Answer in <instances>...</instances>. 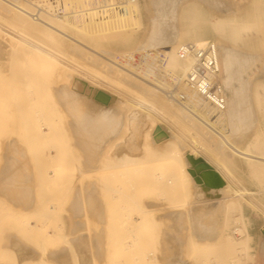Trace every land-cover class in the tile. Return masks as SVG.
Here are the masks:
<instances>
[{"label": "rangeland", "instance_id": "obj_1", "mask_svg": "<svg viewBox=\"0 0 264 264\" xmlns=\"http://www.w3.org/2000/svg\"><path fill=\"white\" fill-rule=\"evenodd\" d=\"M29 1L33 4V7L36 6L33 0ZM139 1V3H141V13H143V30L141 29L137 34V41H134L136 43H133L131 47L126 48H117V45H113L114 43H111L113 45L112 46L107 42H104V44L100 46V48L106 52L114 53L113 51H115L116 61H120V57L123 55L125 56L124 53L122 54V52L125 51L134 50L131 51L132 53L125 52L127 54H137L144 50L149 52L157 51L158 53L160 52V54H163L164 50L166 51L165 46H162L163 48L159 47L152 50L146 46L148 45V41H144L143 37L150 29L151 24L149 18L152 23V20L154 19L153 17H155V11L152 4L148 5L150 0ZM200 1L203 2L201 4L203 9L204 7L206 9H204L206 12L202 10L203 14L205 13V16L208 14V16L205 17L207 22L201 24L199 30L200 36L206 42H209L210 40V42L215 45L218 43L216 46L217 50L220 44L223 45L227 43L228 46H230L229 51L231 55L235 58L233 64L235 76L230 85L231 87L228 88L226 100L230 105H232V108L234 107L236 112V119L233 121L235 128V132L233 133L234 138L238 142L241 139L246 141L251 138L260 124H262L261 127H264V97L261 99L263 105L259 104L257 100L253 98V93L257 89L259 92L264 93V14H262L264 11V0H262V2L261 0ZM192 2L189 3L190 5H188V7L197 5L196 0H192ZM254 8L256 9L255 11H253ZM260 9L262 10L261 13H259L261 11ZM209 11L212 16L207 13ZM250 12L252 14L257 13V20H262L258 21L260 22L259 27H261V31L258 33L255 32L256 35L254 36L256 38L253 34H251L253 36L252 39L255 38L252 42H249L251 39H249L250 35L248 36V39L246 37L242 43H245V40L249 43L246 42L244 45L242 43V45L239 44L240 42H236L230 34H228V32H224L226 34L218 32V27L214 26L212 23L216 16L221 20H233V18H240V16H245ZM214 14L215 16H213ZM261 14L262 16L259 18ZM245 24H247V22H245ZM207 26L209 29L211 27V30L209 31L213 34V37L210 35L211 33L209 31H206ZM212 29H214L213 32ZM219 34L222 35V37ZM208 36H211L212 39ZM224 36L228 39L224 38ZM258 36H260L261 40ZM141 38L142 40H140ZM224 40H226L225 43ZM257 41L258 43H256ZM35 42L36 36L26 31V28L16 21L13 14L8 13L4 16L0 14V264L4 262L2 259L6 256L11 257L12 259V255L15 252L14 247L18 245V241H21L26 245H30L40 252L39 259L33 260L30 257V261L26 264H54L51 258L55 257L58 252L62 251L61 249L63 248H67L72 253L74 264H78L80 261L81 264H151L158 261V259L161 260V263L164 262L163 264H181L187 261L188 257L191 259L203 257L202 259L205 261V264H211L215 261V259H213L214 255H212L211 251L212 233H207L204 237L200 236V234L194 232L193 228L191 229L192 222L187 218L180 222L177 227V231L172 229L173 224L170 219L171 216L173 214H181V216L184 217L183 214H187V206L184 201L186 200L185 198L189 200H186L187 202L192 201L190 198L191 196L185 197L187 196L185 195L182 197L181 194H183L184 191H180L182 193L179 192V197L182 198L180 199L177 196V199L176 197L173 199L172 197H169L170 194H167L170 191L168 189H165L166 191L162 190L158 193L157 187L162 189V184H158L159 186H157L156 181H154V189V185L151 183L152 178H150L151 180L148 178L152 174V176L155 175L154 178H158V181L162 178L160 180L162 181L165 180L167 176H170L166 180L168 181L170 180L169 178H173V174H175V178L179 179L183 184L188 186H191L190 183H192L195 179L194 184L191 186L192 190L187 186V190L190 189L191 193V191L194 192L193 188L196 185L195 182L198 184L203 182L202 172H198L201 170H204V172L208 171L205 168L210 165L211 162L214 163L217 161L219 163V161L216 160L217 157L213 154L211 155V153L209 154V151H206L207 149L205 150L204 148L203 151L206 152H200L198 149L200 147L202 148V146L199 144L197 145L196 141L193 143L194 140H192V137H190L191 140L186 138L185 135L179 138L173 137L174 133L172 134V132L169 131L165 133L166 137H164V139H168V137L170 139L164 140L161 136L162 139H160L162 142H160L159 139V144L161 145L164 143L163 140L165 142L166 140L168 142L172 141V144L169 147V152H173L172 158L167 156L170 158V161L162 163L163 161L161 160H164L165 157H162V155L158 156L160 155V153H158V149L156 153L149 152V150L151 151L152 149L148 146L149 150L147 147L145 150L146 156L144 154V157H148V152L149 155L152 154V156H150L151 160L150 158L145 160V162L150 161L149 163L142 165L139 160V167L137 164H134L133 167L132 164L127 165V167L125 166L127 169H124L125 167H123L124 170H117V157L120 155L119 153H122V146L119 147V145H115L116 150L113 149L114 147H111V149L115 151L120 150L119 152H116L118 154L112 152L116 157L114 156L115 158H113V155L108 151L105 155L109 157L111 154L112 156L109 158L113 161L108 160L107 162H103L102 144L104 138L97 133V131L94 133V131L90 132L89 130V124H93V129L95 130V126H100L102 116L97 110L95 111L94 108L88 105V100L86 99L94 98L99 93L96 85H105L107 82L109 83V81L102 77L103 73H101L98 65L92 66L90 64H85L84 58L81 59V61H83L82 63H80V60L76 58H72V62L69 61V63L67 58L64 56L57 57L55 54L51 53L42 54V56H40V54H37L36 52L33 53V50L26 49V47L29 46L34 48L36 46ZM15 45H19L22 49L25 48L28 50L29 52L26 53V50L23 49L28 57L24 52L22 53V51H20V54L18 53L19 55H17V52L16 54H13L14 52L12 49ZM118 52L121 53L117 54ZM39 56L42 59H46V61L43 60L47 63L46 65H43L44 62L40 61L41 58ZM63 57L66 58V60ZM142 61V64L138 66L139 69L142 65H144V60ZM219 65L221 78L223 80L225 75L220 61ZM112 85L111 88L116 86ZM155 114V112H149V116L152 119L153 117H156L157 119V114ZM152 126L154 127L155 123ZM153 130L151 129V131ZM151 131L150 133L152 134L150 135L149 133L150 136L148 135L147 141L149 140V137L154 138V136H152L154 131ZM149 141H151V139ZM154 141L155 140L152 139V143ZM111 145L113 146V143ZM192 145L197 148L194 149L195 147L193 148ZM191 148L197 152V158L196 156L189 155L190 150H192ZM111 149L108 147V150L112 151ZM147 150L148 152H146ZM142 151L140 148L136 153L130 152V155L132 157H134V155L138 156L140 152L142 154ZM198 152L200 154L199 157ZM156 154L160 158L161 162H159L158 158L155 157ZM153 156L154 159L157 158V165L152 163L155 161L152 159ZM90 158L94 159L92 162L93 164H89ZM104 158H106V156ZM128 161L129 160L126 162ZM131 161H129V164L132 163ZM108 162H110L111 165ZM104 163H108L107 165L110 166H107L106 164L105 166ZM61 164L64 165L63 168L58 167ZM131 166L133 169H131ZM141 166L143 169L140 168ZM108 167L109 169L112 168L110 170L113 173L108 169ZM240 167L241 173L237 176V178L236 175L238 174L233 175V180H235V183L237 181L242 182V185H240L242 188H247L250 192L255 193L258 189L257 187H259V181H257V179L255 180V178L248 173V168L246 166L242 165ZM136 170L137 172L135 173H142V176L140 177L141 174L138 175L139 177L137 175L134 176L136 179H133L136 181L135 183L131 180L133 177L131 174H129V176H131L129 178L130 180L127 179L129 177L128 174H126L127 178L124 177L125 175L121 174L132 173ZM114 172L117 173V177L119 174V176H123L124 178H117ZM155 172L156 174H154ZM145 173H147L148 176ZM105 174L107 177L110 174L114 176H110L112 179H107V181H112L113 179L116 181L119 179L118 181H120V179H123V181L127 182L129 180L131 183L133 182L135 184L134 186L133 183H130L131 186L135 187V189L137 188V182L141 185L143 180L148 177L146 180H150L148 183H151L149 184L151 186L153 185V189L156 191L155 193L157 196L154 195V192L152 195V191L150 190L149 191L151 193H149V191L147 192L148 194L145 193L149 188L147 189V187H145L148 184L144 181L147 185H143L145 188H142L146 191H142H144L147 196H144L143 194L142 197L138 196L143 193L142 191H139L142 188H139V190L136 191L134 189L135 194H137V191L140 193L136 195V197H138L136 199L137 201H135L136 203L134 201L130 203L131 201L116 200V194L114 192L109 193L110 188L111 191H115L117 193V190H120L123 185L126 186L127 183L124 182L123 184V181H120V183L117 181L115 183L114 180L112 181L114 182L113 186L116 187L112 190L113 186L111 187V182L106 183L107 185L109 184L108 186L105 184ZM144 176L147 177L144 178ZM125 179H127V181ZM138 179L141 180L142 183L141 181H138ZM254 180L257 181V183ZM240 182L237 183L240 184ZM101 184H105L107 186L109 189L108 193L111 195H107L108 193H105L107 188L105 185V187H103ZM120 184L123 185L118 189ZM130 184L128 183L127 186H130ZM149 185L148 187H150ZM105 188L106 190H104ZM23 190L34 195L36 202L34 212L31 214H27L17 205V200ZM162 192L168 196L166 195L165 197L164 195L165 198L162 197L160 195ZM117 195H119V193H117ZM151 195L153 197L156 196L154 197L156 201L152 200L153 197L151 198ZM188 195L191 194L188 193ZM119 196L117 198H119ZM143 197H150L147 199H151V201L148 202L147 199H145L147 201L146 202ZM256 197L257 198H254L252 201L253 205H250L249 207L246 206L244 209V213L248 218L247 227L249 229V233H251V239L248 242H245H247V245L252 246L250 253L252 252L251 255L253 256V260L250 261L249 264H264V194H260V196L258 195ZM139 198H142V201ZM167 198L172 199L169 201ZM176 203H182V205H178L179 207L175 208L177 206L175 205ZM183 203L185 205H183ZM129 204H133L134 206H132V210L130 209L128 210L129 212L126 213L122 208L127 207ZM140 204L143 205V207ZM144 207H156L155 210L153 209L154 211L149 210V213L151 214L154 212L151 215L152 217L148 214V209L146 210ZM162 209L164 211H161ZM70 210L82 211L86 215L102 211L108 218L105 233L89 232L85 235L89 238L90 246L92 247L90 250L91 260L85 252L79 253L71 242L73 238L75 240L82 235H66L59 232V226H64L60 216L67 214ZM159 211L161 212L159 213ZM182 211L185 213L183 212L182 214ZM146 212L148 216H144ZM137 213H139V215ZM125 214L131 218L127 217ZM153 215L156 218H154ZM156 215L159 216L158 219ZM150 218L153 222L150 221ZM31 220L36 222L37 232H31L28 230L27 227L29 226V222ZM154 220L156 222H154ZM200 220L205 224L212 221L210 214L200 218ZM131 222L132 224H130ZM144 223L146 226L144 229L138 228ZM153 223H157L158 225H156L158 227ZM51 228H53L56 232L49 233L48 231ZM151 228H153V230ZM243 236L244 239H247L248 237L245 232L237 235L240 239ZM173 238H176L177 246H174L173 243H171ZM131 244L136 245L134 246ZM242 253L246 254L247 250L242 249ZM138 254L142 255V262H133L132 257L135 255L137 256ZM27 255L30 256L26 253V256ZM186 255L188 257H186ZM8 257L6 258L7 260ZM153 258H155L154 261H152ZM127 259L129 260L127 261Z\"/></svg>", "mask_w": 264, "mask_h": 264}, {"label": "bare ground", "instance_id": "obj_2", "mask_svg": "<svg viewBox=\"0 0 264 264\" xmlns=\"http://www.w3.org/2000/svg\"><path fill=\"white\" fill-rule=\"evenodd\" d=\"M34 1L36 0H33V2ZM61 1L63 4L62 6L66 11L65 14L67 15H58L51 4L35 2V4H37L36 5L37 7L35 6L36 7L35 8L32 6L33 4H31L29 0H25V1L0 0V14L2 16L7 15L8 13L13 14L15 16L16 21L22 24L26 28V31L36 36V42H35L36 46L34 48L30 46L26 47V49L28 50L29 49L33 50L34 51L33 53L36 52L37 54H40V56L46 53L55 54L57 57L64 56L67 58L68 62L69 61L72 62L71 59L76 58L80 60V63H82L83 61H81V59L84 58L85 64H90L92 66L98 65L100 67L101 73H103L102 77L105 78V80H108L109 83L105 81L107 82L105 85H100V84L96 85L99 90V93L96 95V97L89 98L86 100H88V105L94 108L95 111L97 110L98 113L102 116L101 117L102 122L100 126L98 127L95 126L96 128L95 130L93 129V124H89V130L90 132L94 131V133L97 131V133H99L104 138L102 144L103 162L112 160L109 157L112 156L113 153L120 151V150L115 151L116 150L115 145L117 146L119 145V147L122 146L121 147L122 153H119L120 155L117 157L118 158V163L116 162L117 170L127 169L126 168L127 165H132V164L133 167L134 164H137L138 166V163L140 161L142 165L149 163L150 161L145 162V160H147L148 158H150V156H152V154L149 155V152L156 153L157 149H158V153H160V155L158 156L162 155V157H165L164 160L163 159L161 160L163 161L162 163H164L165 161H170V158L167 156H170L172 158L173 152L172 151L169 152L170 151L169 147L172 144V141L171 140H170L171 142L167 141L168 139H170L169 137L168 139L165 138L167 139L166 142L164 141L165 140L164 137H166L165 133L169 131L172 132V134L174 133L173 137L179 138L185 135V137L188 138L189 140H191L190 137H192V140H194L193 143H195L196 141L197 145L199 144L202 146V148L198 146L200 147L198 149L200 152L204 153L206 151H209V154L211 153V155L213 154L217 157L216 160H218L219 163L215 160L216 162L214 163L211 162V164L205 168L208 171L204 172V170H201L198 172V173L202 172L203 182L199 184L195 182L196 185L193 188L194 192L191 191V193H190V189L187 190L188 185L183 184L182 181L175 178L176 177L175 174H173L174 177L169 178L170 180L168 181L166 180L170 176H167L165 180L162 181H160L162 178L159 177L160 179L158 181V178H154L155 175L152 176L151 174L148 178L147 177L148 174L145 173L147 174V176H144V178L145 177H147L148 179L152 178V180L151 179L150 180L152 181L151 183L154 185V189H155L154 181H156L157 186H159L158 184H162V189L157 187L158 189L157 192L160 193V191L168 189L170 191L167 194H170L169 197H172L173 199L175 197L177 199L180 196L179 194L180 191L182 192L184 191V193L181 194L182 197H184L185 195H187L185 197L191 196L190 198L192 199V201L187 202L189 201L187 198H185L187 201L183 200L187 206L186 207L187 214L186 215L183 214L184 211H182L181 213L183 214L184 217H182L181 214L179 215L173 214L171 216L170 219L173 224L172 229H174V231H177V227L179 226L180 222H182V220H185L187 218L188 220H191L192 222L191 229L193 228L195 233L200 234V236L202 237H204L207 233H212L211 251H212V255H214L213 259H215V261H213L211 264H249V262L253 260V256L251 255L252 252L250 253L252 246L247 245L246 243L251 239V235H250L251 233H249V229L247 227L248 218L244 213V209L246 206L249 207L250 205H253L252 201L254 198H257L256 196L258 195L260 196V194H264V127L262 126L263 127L262 128L261 127L262 124H260L250 139L246 141L241 139L238 142L234 138V134H233L235 132L233 121L234 119H236V112L234 110V107L232 108V105H230L226 100L225 109L219 111L197 90L192 89L186 83L187 74L194 63V60L192 58L181 59L178 54V51L185 44H193L198 48H203L207 44L208 41L206 42L199 34L201 24L207 22L205 17L208 16V14L205 16V13L203 14L202 12V10L203 11L206 10L205 7L204 10L203 7L201 6L203 2L200 0H196L198 7L197 5L193 6L192 4L191 7L190 6L188 7V5H190L189 3H191L192 0H150L151 3L148 0L149 1L148 5L152 4V7L155 11L154 12L155 17H153L154 19L152 20V23H151V19L149 18L151 26L149 31L148 32L146 31L147 33L143 37V40L148 41V45L146 46L151 48V50L165 46L166 51L164 50V53L162 52L163 54H160V52L158 53L157 51L149 52L145 50L144 51L140 50L141 53L143 52L142 54L141 53L130 54L132 53L131 51L134 50L125 51L130 53L127 54L125 52H122V54L124 53L125 56L124 55L121 56L120 57L121 60L116 61L115 51H113L114 53L106 52L105 50H102L100 46L103 45L104 42H107L109 45L111 43H114L113 45H117L116 46L117 48L118 47L126 48V47H131L133 43H136L134 41L135 40L137 41L136 38V36L138 37L137 34L140 32L141 29L143 30L142 28L143 13H141V9H140L141 3H139L140 1L135 0L132 4L129 5L127 10L122 13L118 12L103 18H98L92 10L95 0H61ZM261 8H262V4H261ZM255 10L256 9L254 8L253 11ZM261 12L262 10L259 13ZM207 13H209V15L211 14L210 11ZM256 14L255 13L252 14L250 12L245 16L244 15L240 16V18H233V20L232 19L221 20L219 17L216 16L214 18L215 20L214 21L211 20V21L214 24V26L218 27V32L221 33L228 32V34H230V36L236 42H240L239 44H241L246 37L248 39L249 35L251 36V37L249 36V39L251 38L249 42H252L256 38L254 36L256 35L255 32L258 33L261 31L260 30L261 27H259L260 22H258L260 19L257 20L258 16L256 17ZM262 14H264V11L262 12ZM262 14L260 15L259 18H261ZM213 16H215V14ZM245 22H247V24H245ZM209 30H211V27L209 29V27L207 26L206 31L208 32ZM213 30L214 29H212V32ZM251 34H253V36L255 37L254 39H252L253 36ZM210 35H212L213 37L212 33ZM220 36L222 37V35ZM208 37L212 39L211 36ZM258 37L261 40L260 36ZM224 38L228 39L226 36H224ZM140 40H142V38ZM225 41L226 40H224V43ZM246 42L247 40H245V43ZM245 43L242 44L244 45ZM256 43H258V41ZM217 44L216 45L214 44V46L217 52L218 64L220 61L222 70L224 71V75H225V78L223 80L221 78V74L219 75V78L224 91V96L225 98H227L228 88L231 87L230 85L233 82L235 76L233 69L235 58L233 55H231L229 51L230 46H228L227 43L221 45L219 42L220 44L218 47L219 51L217 50L216 47ZM19 45H15L16 47L13 46L12 49V51L14 52L13 54H16L17 52V55H19L20 51H22V53L23 52L25 53V51L23 50L25 48L22 49ZM28 50H26V53L29 52ZM119 53L121 52H118L117 54ZM66 58L64 59L66 60ZM140 59L144 60V65H142V67L139 69L138 66H140L143 62ZM43 60L46 61V59H42V58L40 59V61ZM46 64H47L46 62L43 63V65ZM25 82H29V81H25ZM112 84L114 86L116 85L115 87L117 88L115 87L111 88ZM174 85L176 86V92L174 94L175 97H178L179 94L184 95L185 97L184 102L179 103L174 98H170L168 96V91L171 90L174 87ZM262 97H264L263 92H259L258 89L254 91L253 98H255V100H257V102L261 105H263L261 100ZM151 111L157 114V119L156 117H153L152 119L149 116V112L151 113ZM154 123L155 126L153 127L152 125H154ZM151 129L154 132L151 131ZM150 131L153 132L152 136H154V138L149 137V140L151 139V141L148 140L149 143L151 142L149 144L147 141V137ZM151 134L152 133H150V135ZM161 136L164 139L163 140L164 143L160 145L159 139L161 138ZM152 139L155 140L153 143H152ZM161 139L160 142H162ZM112 143L113 146L111 145ZM148 146L150 147V149H152L151 151L149 150ZM108 147H110V149L111 147L112 148L114 147L113 149L115 150L111 149L112 151H110L108 150ZM147 147L149 152L148 150L146 151L148 152L147 153L148 157L146 158L144 157V154L146 156L145 150L147 149ZM194 147H193L194 149L197 148L196 146ZM140 148L141 151L143 150L142 154L140 152L141 155L140 154H138V156L134 155V157L130 155V152L136 153ZM193 148H191L192 150H190L189 155L196 156L197 158V152ZM203 148L207 150L203 151ZM108 151L112 154V155L110 154L109 157L105 155L106 153H108ZM157 154L155 157H157L158 161L161 162ZM105 156L106 158H104ZM114 156L115 155H113L112 157L115 158L116 156L115 157ZM199 156L200 154L198 152V157ZM152 159H154V156L152 157ZM156 159H154L155 161L152 162L154 165L156 164ZM93 160L94 159L90 158L89 164H93L92 163ZM127 160L129 161L132 160L131 161L132 163L129 164V161L126 162ZM105 164L106 163H104V165ZM242 165L246 166L248 168V173L253 178H255V180L257 179V181H259V185H258L259 187H257L258 189L255 193L250 192L246 187H245L246 189H244V187L242 188L240 186L242 185V182L237 181L240 182V184H238L237 182L235 183V180H233L234 179L233 175L238 174L236 175L237 178V176H239V174L241 173L240 166ZM132 166L131 169H133ZM58 167L63 168L64 165L61 164ZM123 167L125 168L123 169ZM140 168H142V166ZM135 172H137V170L132 172L133 174L132 173H125V174L121 173V174L125 175L124 176L125 178H127L126 174H128V176L129 174H131V176H133L131 180L134 181L136 180L134 176L136 175L138 176L139 174H141L140 177L142 176V173L136 174ZM154 174H156V172ZM115 175L117 177V173H115ZM105 176L106 174L104 175V177ZM110 176L114 177L112 176V174L108 175L109 178L106 176L105 184L111 182L112 183L111 187H112L114 182L116 183L119 179H117V181L113 179L112 181L114 180L115 181L112 182L109 181L111 178ZM131 176H129L127 179H129ZM118 177L124 178L123 176L122 177L119 176V174ZM147 178L143 180V183L141 180H139L140 178L138 179V181H141L142 183L141 186L139 185L140 183L137 182L136 186L138 189L137 188L135 189L134 187L135 186L134 183L136 181H134V183L132 182L134 186H131L132 183L129 181L130 179L128 181L127 179H125L127 182L123 181V179L122 180L120 179V181H123V184L124 182L127 183L126 186L123 184H120L118 186L119 189V187L123 185L120 188V190H117V193H119L120 196L117 195L115 191H111L110 187H109L110 190L107 188L109 184L108 185L106 184L107 186L104 184L107 188V190L106 188L104 190L107 191V192L105 191L106 194L108 193L109 190V193L114 192L117 197L119 196L120 199L116 197V200L131 201L130 203H132L133 201L134 202L137 201L136 199L138 197H136V195L139 193V191L145 190L143 189L145 187H147V189L149 188L147 191L145 190L146 194H148L147 192L149 190L152 191V193L149 191V193H151L152 195L156 192L153 189V185L152 186L149 185L151 183H148L150 182V180L149 181L146 180ZM107 179L109 180L107 181ZM120 181H118V183H120ZM144 181H146L145 183H147L150 187H148V185L145 184ZM194 181L195 179L193 180L192 183H190L191 186L194 184ZM257 181L255 182L257 183ZM128 183L129 184L131 183L130 186H127ZM104 185L102 186L105 187ZM143 185H147V186L143 187ZM237 185H239L240 187ZM191 186L188 187L191 188ZM115 187L113 186L112 190H114ZM139 188L142 189L139 190ZM134 189L135 191L139 190L136 192L137 194H135ZM142 192L143 193L141 194L139 193L140 195L138 196L142 197V194L144 196H147L144 193V191ZM163 192L160 195L162 197H164L165 195L166 197L167 194L165 193L163 194ZM109 193L107 195H111ZM188 193L191 195H188ZM152 195L151 198L153 197ZM154 195L157 196L156 193ZM154 197L152 200L156 201ZM182 197L179 198L181 199ZM147 198L143 197L144 200ZM139 199H141L142 201V198ZM171 199H169V201ZM147 201L149 202L151 201V199L150 200L147 199ZM184 203L183 205H185ZM133 204H129L127 207H123L122 209L127 213L129 212L128 210L130 209L132 210V206H134ZM175 205H177L175 208H178L179 207L178 205H182V203L180 204L176 203ZM141 206L143 207V205ZM149 208L151 207L145 209L146 210L148 209L147 210L148 214L151 216L154 212L151 214L149 213V210L151 211L153 209L155 210L156 207H153L151 209ZM173 208H174V204H173ZM161 211L164 210L162 209ZM161 211H159V213ZM137 214L139 215V213ZM148 214L146 212L144 216L146 215L148 216ZM208 214H210L212 221L205 224L200 220V218H203ZM156 216L158 219L159 216L158 215ZM154 218L156 217L154 216ZM150 221L153 222L151 218ZM156 221L154 220V222ZM130 224H132V222ZM153 224H149V225H153ZM156 224L155 226L158 225ZM145 227L146 226L144 223L142 224V226L140 225V227L138 228L144 229ZM151 229L153 230V228ZM244 232L248 236L247 239H244V236L241 239L237 237L238 234ZM171 243H173L174 246H177L176 238H173L171 240ZM242 249H246L247 253L246 254L242 253ZM141 256H142L141 254H138L137 256L135 255L134 257L132 256L130 257L133 258V259L131 258L133 262L139 263L140 261L142 262ZM7 257L8 256L2 259L4 260V262L1 260L3 262L2 264H26L27 262L30 261V256L28 255L26 256V253L18 250H15L14 254L12 255V259L11 257H8L7 260L6 259ZM186 257L188 256L186 255ZM155 258H153L152 261H154ZM202 258L203 257L191 259L190 257H188V260L181 264H205V261ZM128 260L129 259H127V261ZM159 260L160 259H158V261H155L153 263L150 262V263L151 264L164 263V262L161 263V260L160 261ZM78 264H81V261L78 262Z\"/></svg>", "mask_w": 264, "mask_h": 264}, {"label": "built area", "instance_id": "obj_3", "mask_svg": "<svg viewBox=\"0 0 264 264\" xmlns=\"http://www.w3.org/2000/svg\"><path fill=\"white\" fill-rule=\"evenodd\" d=\"M135 0H95L93 12L98 18L108 17L115 13L127 10ZM34 2L51 4L58 15H67L61 0H36ZM37 5V4H36ZM39 6V5H38ZM181 59L192 58L194 63L187 74L186 83L192 89L197 90L217 110H224L226 98L220 83V68L217 60V52L213 43L207 42L205 47L198 48L193 44H185L178 51ZM176 86L168 91V96L182 103L184 95L175 97Z\"/></svg>", "mask_w": 264, "mask_h": 264}, {"label": "crops", "instance_id": "obj_4", "mask_svg": "<svg viewBox=\"0 0 264 264\" xmlns=\"http://www.w3.org/2000/svg\"><path fill=\"white\" fill-rule=\"evenodd\" d=\"M19 196L20 197L17 200V205L27 214L34 212V206L36 202L34 195L23 190ZM60 218L62 219L64 226H59V232H62L66 235H82L75 240L72 237L73 239L71 242L79 253L85 252L91 260L90 250L92 247L90 246L89 238L85 235L89 232L105 233L108 219L106 214L102 211H99L97 213L93 212L89 215H86L82 211L70 210L67 214L61 215ZM36 227V222L31 220L27 228L31 232H37ZM48 232L55 233L56 231L51 228ZM14 248L15 250L28 253L33 260L39 259L40 257V252L36 248L26 245L21 241H18V245ZM61 250L62 251L58 252L55 257L51 258L52 262H54V264H74L72 253L67 248H63Z\"/></svg>", "mask_w": 264, "mask_h": 264}]
</instances>
